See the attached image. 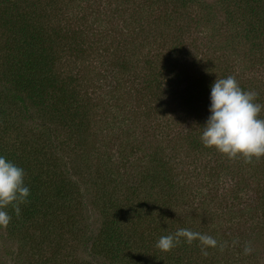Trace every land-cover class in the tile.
I'll use <instances>...</instances> for the list:
<instances>
[{
	"label": "rangeland",
	"instance_id": "1",
	"mask_svg": "<svg viewBox=\"0 0 264 264\" xmlns=\"http://www.w3.org/2000/svg\"><path fill=\"white\" fill-rule=\"evenodd\" d=\"M49 4L42 6L46 23L62 26L69 23L71 28L80 29L77 35L80 41L68 39L54 49V69L59 72L66 91L77 94V102L70 107L73 113L86 117L82 128L87 127L78 130L79 125L73 126L66 119L67 112L66 115L55 113L57 119L51 123L49 136L34 131L31 141L52 154L42 156L45 160L58 159L62 165L58 164L56 171L65 173L67 165L68 171L77 177L72 198L74 204L82 207L76 219L84 227L78 241L92 235L102 214L112 217L117 212L108 205L110 201L103 202L113 198L125 217H120L123 227L136 231L133 241H145L147 247L133 250L142 257L148 259V254L157 249L155 243L161 236L187 228L212 236L218 246L207 248L208 255L204 256L198 241L188 244L182 240L185 253L178 249L180 244L171 251L175 256L183 254L184 263L264 264V157L245 164L241 159L230 160L215 149L205 148L199 139L203 125L198 118L206 122L210 103L206 107L199 100V106L194 108L193 104L173 99L163 69L160 76L164 78L158 83L160 95L151 97L148 88L142 85L147 79L141 82L138 73L130 74L131 70L118 67L122 57H129L131 62L127 66L137 64L138 72L139 55L142 60L148 55L155 58L158 65L165 63L169 57L162 50L169 51L172 32L179 23L170 24L181 19L180 13L168 2L150 5L148 0H50ZM99 4L105 8L101 14L97 13ZM246 4L255 5L264 16V0L194 1L191 18L187 15V19L194 28L198 24L194 34L183 39L180 61L185 62L180 67V76L172 81L174 87L183 89L191 78L186 75L199 73L194 63L204 69L202 61L207 52L208 57L218 59L213 77L207 72L208 81L224 78L219 75L228 67L230 75L239 84L245 83L249 90L256 91V102L264 105V40L260 51L256 50L242 34L249 18L244 15L243 22L237 19ZM164 34L168 36L166 48L160 47L159 55L153 57ZM7 36L9 32L5 31ZM3 37L0 30L1 45ZM149 99L153 104H148ZM260 117L264 118V109ZM60 119L62 122L56 123ZM158 119H163L164 124L157 122ZM22 125L25 130L26 125ZM153 158L165 162L172 175L171 179L168 175L169 179H162L157 188H150L141 175ZM138 200L153 202L152 205L158 200L166 201L170 205L168 210L165 207L154 211L152 218L146 213L137 217L141 211ZM104 207L108 208L104 210ZM159 219H164L162 225L157 223ZM70 228L64 225L60 231L58 246L64 253L50 260L41 258L42 253L21 242L20 231L8 236L5 228H0V264H66L65 261L72 259L67 255L81 258V244ZM152 237L155 243L151 247L148 238ZM246 243L253 249L250 255L243 252ZM219 244L226 245L222 251Z\"/></svg>",
	"mask_w": 264,
	"mask_h": 264
},
{
	"label": "trees",
	"instance_id": "2",
	"mask_svg": "<svg viewBox=\"0 0 264 264\" xmlns=\"http://www.w3.org/2000/svg\"><path fill=\"white\" fill-rule=\"evenodd\" d=\"M194 1L148 0L150 5L168 2L173 6L174 11L182 16L177 23L170 24L179 23L172 32L173 43L171 42L167 47L169 51L167 49L162 50L166 48L165 45L168 40V36L164 34L165 38L157 42L155 51L158 50L153 55V57L158 56L161 49L167 51L169 58L162 65H158L155 58L151 59L148 55L142 60L139 55L136 60L141 64V67L137 72L138 65L133 63L128 67L127 64L131 62V59L122 57L118 67L119 69L131 70L130 74L138 73L141 82H145L147 79L142 85L148 88L151 97L160 95L158 83H161L164 78L160 76L162 69L165 70V81H168L167 86L170 87V92L173 94L172 98L179 99L184 104H193L191 106L197 108L200 104L199 100L206 107L211 103L209 97L213 82L208 81L206 76L209 71L212 77V74L216 73L213 71V67L217 65L218 59L215 60L212 56L208 57L209 53L206 52L202 61L205 64L204 69L200 67L202 65H195L196 63H194V69L199 68V73L186 75L191 78L183 89L174 87L172 83L173 79L176 81L180 76V67L185 62L181 63L180 61L184 50L183 39H189L197 28L198 22L194 28L192 21L187 19V15L191 18L190 7ZM49 3L50 0L49 2L46 0H0V30L4 34L3 45L0 41V155L24 169L25 185L30 190L28 202L20 205L19 217L15 215L11 207L7 209L12 219L5 230L8 236L16 230L20 231V241L31 245V248L42 253L41 258L47 260L64 253L58 246L61 243L60 231H63L64 225L71 226V232L75 233L77 241L82 236L83 223L76 219V213L81 212L82 207L79 204H74L72 198V190L77 183V177L68 171L67 165L64 167L65 173L56 171V166L59 164L58 159L45 160L42 156H51L52 154L43 151V146L36 147L31 140L35 137L34 131L44 135L47 133L49 136L51 123L57 119L55 113L66 115L67 112L66 119L73 126L79 125L78 130H85L87 127L82 128L83 119L86 117L79 112L73 113L70 107L77 102V94L66 91L65 87L62 86L63 81L59 78V72L54 69L56 66L54 49L64 44L68 39L72 42L77 39L80 41V38H77L80 29L71 28L69 23L63 24V26L57 25L58 23L56 25L46 23L43 18L42 6H50ZM175 4H177L176 8ZM23 7L31 10L27 11L22 9ZM97 8L98 14H101L103 9L105 10L104 6L101 7L100 4ZM97 13L96 15H98ZM239 15L240 17L237 19H240V22L246 20L244 15L249 18L242 30L243 37L249 39L252 46L260 51L264 40V16L258 13L255 5L248 6V4L243 6ZM183 20L188 21V23ZM169 23L165 22V24ZM236 23L237 21H235ZM5 31L9 32L7 38H5ZM191 42L192 44L195 43V39H191ZM132 55L134 56V54ZM189 62L192 64L191 61ZM225 71L219 77L226 78L230 75L228 67L225 68ZM239 85L243 90H249L245 83ZM148 104H153V100L149 99ZM38 119L39 122L37 123ZM198 120L201 125L205 124L202 118H198ZM20 121L23 123H19ZM156 121L164 124L163 119ZM61 122L62 119L56 123ZM22 124L26 125L25 130L22 129ZM46 140H48L47 137ZM194 141L198 143L196 146L199 147V142L195 138ZM17 150L19 154H17ZM95 152L98 155V151ZM16 156H18V160ZM61 165L59 164V166ZM166 168L165 162L153 158L148 162V166L145 167V171L141 175L149 182L150 188H157L162 179H169L168 176L171 179L172 175L168 173V168ZM68 186L70 187L68 188ZM104 201L106 203L110 201L108 205L115 208L117 212H113L112 217L107 214L101 215L102 220L98 227L92 230V235L81 242L78 241L81 244L78 246L81 247L82 253L80 260L77 255L74 257L67 255L72 259L65 261L66 264L70 262L74 264H189L186 259V263L183 262V254L186 250L184 244H180L178 248L183 254L177 256L173 251L165 252L163 255L157 249H153V252L148 254V259L137 254L133 250L147 247L145 241L135 243L133 239L136 231L123 227L120 217H125L117 201L113 198H107ZM133 201L132 199L130 202ZM138 201L141 211L138 212L137 217L146 213L152 218L154 211L165 207L168 210L170 205L166 201L159 200L154 205H152L153 202ZM106 208L108 207L103 209L106 210ZM126 222L129 223L127 219ZM151 223L153 224V222ZM157 223L162 225L164 219H159ZM148 236H150L149 232ZM77 241L74 242V245L78 244ZM154 243L153 237L148 238V246L152 247Z\"/></svg>",
	"mask_w": 264,
	"mask_h": 264
},
{
	"label": "clouds",
	"instance_id": "3",
	"mask_svg": "<svg viewBox=\"0 0 264 264\" xmlns=\"http://www.w3.org/2000/svg\"><path fill=\"white\" fill-rule=\"evenodd\" d=\"M257 97L256 91L243 90L234 76L216 79L211 85L210 115L201 128V144L230 160L241 159L245 164L264 157V118L260 117L264 105L256 102ZM29 195L24 169L0 155V228H7L11 222L7 209L11 207L19 217L20 205L28 202ZM182 240L188 244L198 241L204 256L208 255L207 248L218 246V241L210 235L179 228L161 236L155 247L169 252ZM225 246L219 244L220 250ZM252 251L251 245L246 243L244 254L250 255Z\"/></svg>",
	"mask_w": 264,
	"mask_h": 264
}]
</instances>
